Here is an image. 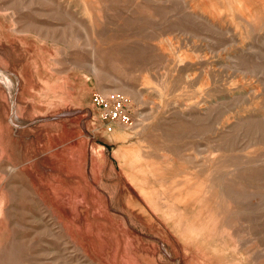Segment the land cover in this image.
I'll return each instance as SVG.
<instances>
[{
    "label": "rangeland",
    "instance_id": "rangeland-1",
    "mask_svg": "<svg viewBox=\"0 0 264 264\" xmlns=\"http://www.w3.org/2000/svg\"><path fill=\"white\" fill-rule=\"evenodd\" d=\"M0 264H264V0H0Z\"/></svg>",
    "mask_w": 264,
    "mask_h": 264
},
{
    "label": "built area",
    "instance_id": "built-area-1",
    "mask_svg": "<svg viewBox=\"0 0 264 264\" xmlns=\"http://www.w3.org/2000/svg\"><path fill=\"white\" fill-rule=\"evenodd\" d=\"M123 98L118 94H110L108 96H100L97 103L106 111V115L111 119L122 122H129L130 115L124 108Z\"/></svg>",
    "mask_w": 264,
    "mask_h": 264
}]
</instances>
